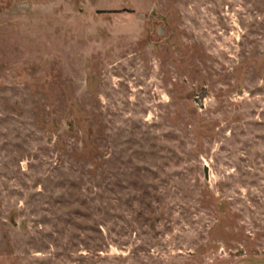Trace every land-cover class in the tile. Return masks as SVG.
I'll list each match as a JSON object with an SVG mask.
<instances>
[{"label": "rangeland", "instance_id": "obj_1", "mask_svg": "<svg viewBox=\"0 0 264 264\" xmlns=\"http://www.w3.org/2000/svg\"><path fill=\"white\" fill-rule=\"evenodd\" d=\"M0 264H264V0H0Z\"/></svg>", "mask_w": 264, "mask_h": 264}, {"label": "water", "instance_id": "obj_2", "mask_svg": "<svg viewBox=\"0 0 264 264\" xmlns=\"http://www.w3.org/2000/svg\"><path fill=\"white\" fill-rule=\"evenodd\" d=\"M205 171H206V178L208 179L209 178L208 167L205 168Z\"/></svg>", "mask_w": 264, "mask_h": 264}]
</instances>
